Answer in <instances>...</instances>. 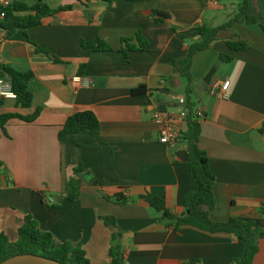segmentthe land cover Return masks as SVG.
<instances>
[{"label": "crops", "instance_id": "1", "mask_svg": "<svg viewBox=\"0 0 264 264\" xmlns=\"http://www.w3.org/2000/svg\"><path fill=\"white\" fill-rule=\"evenodd\" d=\"M39 1L12 0L29 6ZM41 1L52 9L72 8L26 33L6 38L0 32V70L34 75L29 85L32 107L17 108L16 101L6 100L0 116L40 110L33 123L12 120L5 131L0 129V233L16 242L24 218L31 215L58 242L80 243L93 264H108L114 244L122 246L125 264H232L243 251L234 235L188 226L174 230L141 196L163 198L179 216L186 198L198 190L184 160L187 142L160 143L153 117L157 111L175 112L178 97L186 98L188 82L175 72L173 62L185 58L200 40L202 26L227 23L242 0ZM257 3L264 19V0ZM155 11L169 17L155 16ZM262 24L234 25L208 50L198 52L191 67L194 110L205 113L199 147L215 176L210 219L223 223L239 218L260 228L253 264H264ZM231 37L246 42L247 48L232 51L227 45ZM97 40L110 50L82 45ZM129 45L136 49L129 50ZM223 55L231 61L223 62ZM213 69L212 82L230 81L226 99L198 90ZM83 111L99 120V138H60L67 119ZM78 166L85 171L81 193L70 202L66 182ZM116 195L128 202L117 205L106 199ZM104 218L114 219L115 225L108 227Z\"/></svg>", "mask_w": 264, "mask_h": 264}, {"label": "trees", "instance_id": "2", "mask_svg": "<svg viewBox=\"0 0 264 264\" xmlns=\"http://www.w3.org/2000/svg\"><path fill=\"white\" fill-rule=\"evenodd\" d=\"M108 4H112L115 0H103ZM139 2L142 0H128ZM71 6H64L58 9H52L48 4L41 0L33 6L22 2H13L10 7L0 6V14L5 13L4 19L0 20V32L9 38L17 31L26 33L28 30L41 26L48 18L54 17L56 14L71 10ZM17 13H27L25 16H19ZM155 16L167 19L169 16L165 13L155 11ZM262 24L264 19L261 16L257 0H242L238 6V12L225 24L218 27L204 25L199 29L200 40L192 44L185 58L173 62L176 73L185 78L188 82L186 88V102L189 110L188 122L185 126L186 131L183 134L184 140L188 144L187 154L189 160L186 163L190 172L195 177L198 190L190 194L184 204V212L176 216L172 214L163 198L153 196L146 193L141 199L156 211L161 212L162 220L172 223L174 230L188 226L195 229L205 231L211 234L228 233L236 237L239 244L242 245V255L233 260L232 264H253V261L260 250L261 230L253 223L245 222L239 218H230L227 222L214 223L210 219V212L215 208V200L213 196V185L215 176L209 168L208 157L205 151L199 147V138L201 135L200 122L195 120V104L193 102L194 79L191 74V67L194 56L201 51L208 50L219 35L223 32L231 31L232 27L237 24ZM264 25V24H262ZM264 28V26H263ZM141 44L142 38L139 37ZM84 48L93 51H109L110 47L101 40L91 43H83ZM227 45L232 51H241L247 48L246 42L230 38ZM144 47V46H142ZM129 50H135L133 46H128ZM126 57V51H122ZM223 62L231 61V57L223 55ZM55 61H58L57 59ZM80 74H83L81 70ZM33 73L19 72L12 68L3 67L0 70V77L11 81L12 89L17 95L16 107L29 109L33 104V94L29 88L33 79ZM142 88L138 92H142ZM4 99H0V109L5 104ZM40 114V110H36L31 115H22L19 113H9L0 116V129L5 131L6 125L12 120H19L25 123H33ZM100 123L96 115L91 111L78 112L70 116L64 123L60 132V138L63 135L88 134L95 138H99ZM260 133L264 135V123L260 129ZM3 163L0 161V188L2 186V170ZM74 176L67 180L65 194L70 202L79 199L81 193V183L85 173L81 166L74 168ZM117 205H125L128 199L123 195H116L114 198L106 197ZM59 206V203L56 204ZM264 214V206L262 207ZM108 227L115 225L114 219L104 218ZM33 254L56 260L62 264H93L87 257L86 251L80 243L58 242L53 234L44 232L39 229L37 221L28 215L24 218L23 224L18 229V239L16 242H10L9 238L0 233V263L16 255ZM108 264H125V259L120 244H114L109 252ZM183 264H195L194 262H185Z\"/></svg>", "mask_w": 264, "mask_h": 264}, {"label": "built area", "instance_id": "3", "mask_svg": "<svg viewBox=\"0 0 264 264\" xmlns=\"http://www.w3.org/2000/svg\"><path fill=\"white\" fill-rule=\"evenodd\" d=\"M13 4L12 0H0V6L10 7ZM5 13L0 14V20L4 19ZM1 43V37H0ZM81 80V78H77ZM86 85L88 81L84 82ZM230 81H213L211 82L208 92L223 99L228 98V90ZM0 99L17 100V95L12 89L11 81L7 78L0 77ZM195 120L198 122L205 118V113L202 109L195 111ZM189 110L185 97H178L177 109L175 112L157 111L154 114L153 120L158 126L159 141L165 145H172L183 138L184 128L188 122Z\"/></svg>", "mask_w": 264, "mask_h": 264}, {"label": "water", "instance_id": "4", "mask_svg": "<svg viewBox=\"0 0 264 264\" xmlns=\"http://www.w3.org/2000/svg\"><path fill=\"white\" fill-rule=\"evenodd\" d=\"M215 74H216V70L215 69L211 70L209 74L206 76V78L200 83L198 90L201 92H207ZM184 160L185 162H188L189 160V156L186 152L184 153ZM0 264H62V263L43 256H38L33 254H22V255L13 256L1 262Z\"/></svg>", "mask_w": 264, "mask_h": 264}, {"label": "rangeland", "instance_id": "5", "mask_svg": "<svg viewBox=\"0 0 264 264\" xmlns=\"http://www.w3.org/2000/svg\"><path fill=\"white\" fill-rule=\"evenodd\" d=\"M11 242V241H10Z\"/></svg>", "mask_w": 264, "mask_h": 264}]
</instances>
